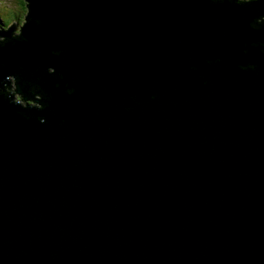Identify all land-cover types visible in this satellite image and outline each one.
<instances>
[{
	"label": "water",
	"instance_id": "obj_1",
	"mask_svg": "<svg viewBox=\"0 0 264 264\" xmlns=\"http://www.w3.org/2000/svg\"><path fill=\"white\" fill-rule=\"evenodd\" d=\"M23 1L0 264H264V0Z\"/></svg>",
	"mask_w": 264,
	"mask_h": 264
},
{
	"label": "clouds",
	"instance_id": "obj_2",
	"mask_svg": "<svg viewBox=\"0 0 264 264\" xmlns=\"http://www.w3.org/2000/svg\"><path fill=\"white\" fill-rule=\"evenodd\" d=\"M241 2H247V0H240ZM26 7V5H25ZM25 13H26V9H24ZM24 18L25 16L21 15L20 19H19V25L22 26L24 24ZM262 22H264V18H262ZM12 24V20H5L4 24L2 26H0V32H7L8 31V28L11 26ZM253 27H256V25H253ZM21 36V32H20V27L18 26L16 29H15V32L11 34V40H18ZM10 39L8 38H5V37H0V48H3L5 47L6 45H9V44H13L11 42ZM37 71H39V69H37ZM37 79H39V77H37ZM7 80L9 81L8 84H4V86L2 87V91H0V96H3L5 100H8L9 96L12 97V100L9 101L10 103H13V104H20L22 108H27L29 107V105L31 107H35V108H40L41 105H38V104H34L33 101H31V99H28V101H24L22 96L20 94L17 93V86H16V82H15V79L13 76H8L7 77ZM10 85V86H9ZM21 87H25V86H28L29 89H30V94L33 95V96H29V97H34L36 92L37 91H40V89L34 85V84H31L29 81H22ZM58 86V85H57ZM73 92H74V89H72ZM66 92V90H65ZM66 94H68L66 92ZM42 96H44V93L41 92V95L39 96H35L36 99H41ZM46 100H51V99H48V98H44ZM47 105H45L44 107H46ZM26 120L27 119H30V117L28 116H25L24 117ZM41 123H44L43 120H39Z\"/></svg>",
	"mask_w": 264,
	"mask_h": 264
},
{
	"label": "rangeland",
	"instance_id": "obj_3",
	"mask_svg": "<svg viewBox=\"0 0 264 264\" xmlns=\"http://www.w3.org/2000/svg\"><path fill=\"white\" fill-rule=\"evenodd\" d=\"M20 0H0V20L4 24L5 20H12L11 25H15V29L19 26V19L21 15L26 16L23 2L19 4ZM15 29L12 31L15 32ZM26 101V100H24ZM28 101V100H27ZM34 103V102H33Z\"/></svg>",
	"mask_w": 264,
	"mask_h": 264
},
{
	"label": "bare ground",
	"instance_id": "obj_4",
	"mask_svg": "<svg viewBox=\"0 0 264 264\" xmlns=\"http://www.w3.org/2000/svg\"><path fill=\"white\" fill-rule=\"evenodd\" d=\"M25 2V1H24ZM26 3V2H25ZM27 4V3H26ZM3 25V24H2ZM1 25V26H2ZM10 86V85H9ZM17 93H18V91H17ZM29 99H31V101H34L35 102V104H38V99H36L35 97H28ZM23 100H25L24 98H23Z\"/></svg>",
	"mask_w": 264,
	"mask_h": 264
},
{
	"label": "trees",
	"instance_id": "obj_5",
	"mask_svg": "<svg viewBox=\"0 0 264 264\" xmlns=\"http://www.w3.org/2000/svg\"><path fill=\"white\" fill-rule=\"evenodd\" d=\"M23 3H24V4H23V7L26 9V13H27V7H25L26 3H25L24 1H23ZM19 4H20V2H19ZM1 22H2V21L0 20V26L2 25ZM19 39H20V38H19ZM35 96H37V95H35ZM35 96H34V97H35Z\"/></svg>",
	"mask_w": 264,
	"mask_h": 264
},
{
	"label": "snow or ice",
	"instance_id": "obj_6",
	"mask_svg": "<svg viewBox=\"0 0 264 264\" xmlns=\"http://www.w3.org/2000/svg\"><path fill=\"white\" fill-rule=\"evenodd\" d=\"M20 2H21V4H22L23 0H20Z\"/></svg>",
	"mask_w": 264,
	"mask_h": 264
},
{
	"label": "flooded vegetation",
	"instance_id": "obj_7",
	"mask_svg": "<svg viewBox=\"0 0 264 264\" xmlns=\"http://www.w3.org/2000/svg\"><path fill=\"white\" fill-rule=\"evenodd\" d=\"M15 27V26H14ZM34 102V101H33ZM34 104H35V102H34Z\"/></svg>",
	"mask_w": 264,
	"mask_h": 264
}]
</instances>
